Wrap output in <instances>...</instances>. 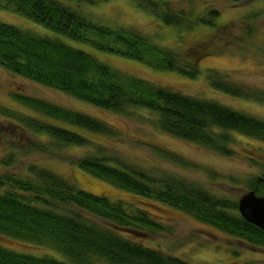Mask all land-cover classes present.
I'll use <instances>...</instances> for the list:
<instances>
[{
    "label": "trees",
    "instance_id": "1",
    "mask_svg": "<svg viewBox=\"0 0 264 264\" xmlns=\"http://www.w3.org/2000/svg\"><path fill=\"white\" fill-rule=\"evenodd\" d=\"M108 1L0 0V9L20 14L98 51L135 59L156 70L175 71L189 79L198 77V61L205 54L203 46L189 53L194 56L191 61L138 30L113 29L83 13L82 6ZM136 4L164 25L185 31L198 23L213 27L219 15V11L210 9L204 17L194 19L191 11L176 9L171 2L138 0ZM0 67L109 112L146 110L154 115V125L160 132L219 156L233 157L238 137L264 143V120L252 114L123 74L60 39L41 37L1 22ZM210 73L213 74H207L208 82L213 89L264 106L263 91H250L220 74ZM14 98L38 115L15 111L6 114L33 138L46 137L45 143H35V151L50 154L72 146H89L88 140L73 128L114 134L108 123L87 114L27 95ZM10 146L11 150L0 160V236L50 248L51 254L61 253L67 261L49 254L38 257L20 253L0 245V264H190L126 235L163 230L144 208L81 190L74 182L36 163L15 161L14 146ZM97 151L99 154L82 158L77 168L146 202L156 201L180 210L235 241L264 251V231L241 217L235 200L216 196L199 183L174 174L154 175L118 165L103 157L100 149ZM20 155L16 157L20 159ZM167 158L182 167L193 166L175 154ZM210 174L213 180L222 177L216 172ZM249 183L250 191L264 195V176L250 178Z\"/></svg>",
    "mask_w": 264,
    "mask_h": 264
},
{
    "label": "rangeland",
    "instance_id": "2",
    "mask_svg": "<svg viewBox=\"0 0 264 264\" xmlns=\"http://www.w3.org/2000/svg\"><path fill=\"white\" fill-rule=\"evenodd\" d=\"M137 1L110 0L82 7L83 13L94 22L113 29L138 30L156 44L178 52L184 59L192 61L194 56L189 53L203 46L205 54L198 61L200 74L196 79H189L175 71L156 70L135 59L98 51L90 44L61 36L12 11L0 9V22L41 37L60 39L123 74L187 96L213 100L264 120L263 105L213 89L207 75L211 71L226 77L236 86L264 92V0H240L238 3H230L229 0H161L171 2L176 9L187 13L191 11L194 19L204 17L210 9L219 11L213 27L198 23L186 31L180 27L164 25L158 18L140 9ZM21 94L95 117L108 123L114 134L107 136L73 128L88 140L89 146H72L50 154L35 151V143H45L46 137L41 135L33 138L6 115L8 111L37 115L14 98ZM154 124V115L146 110L131 109L123 114L109 112L13 75L0 67V160L11 150L10 145H13L15 161L18 159L25 164L36 163L69 179L81 190L144 208L163 226V230L127 232L126 235L149 248L190 264H264L263 250L235 241L180 210L156 201L146 202L77 168L76 164L82 158L99 154L97 149H100L103 157L113 159L118 165L154 175L174 174L199 183L216 196L228 197L236 202L250 191V178L264 176L263 142L238 137L237 144L233 146L234 156L223 157L201 146L166 135ZM19 153L20 159L16 157ZM169 154H175L193 166H179L167 158ZM210 172L221 174V179H211ZM0 245L20 253L38 257L49 254L67 261L61 253L51 254L50 248L4 236H0Z\"/></svg>",
    "mask_w": 264,
    "mask_h": 264
},
{
    "label": "water",
    "instance_id": "3",
    "mask_svg": "<svg viewBox=\"0 0 264 264\" xmlns=\"http://www.w3.org/2000/svg\"><path fill=\"white\" fill-rule=\"evenodd\" d=\"M237 208L246 222L264 231V195L249 191L239 198Z\"/></svg>",
    "mask_w": 264,
    "mask_h": 264
}]
</instances>
